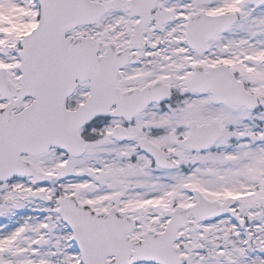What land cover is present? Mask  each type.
Masks as SVG:
<instances>
[{"label": "snow or ice", "instance_id": "6c2138e0", "mask_svg": "<svg viewBox=\"0 0 264 264\" xmlns=\"http://www.w3.org/2000/svg\"><path fill=\"white\" fill-rule=\"evenodd\" d=\"M0 264H264V0H0Z\"/></svg>", "mask_w": 264, "mask_h": 264}]
</instances>
